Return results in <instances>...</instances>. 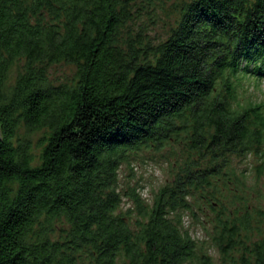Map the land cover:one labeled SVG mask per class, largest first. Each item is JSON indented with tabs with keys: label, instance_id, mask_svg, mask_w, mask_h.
<instances>
[{
	"label": "trees",
	"instance_id": "16d2710c",
	"mask_svg": "<svg viewBox=\"0 0 264 264\" xmlns=\"http://www.w3.org/2000/svg\"><path fill=\"white\" fill-rule=\"evenodd\" d=\"M171 1L0 0V264H264L261 203L218 185L264 154V103L238 101L264 79V0H185L153 41ZM173 146L172 180L123 211L122 164ZM201 201L209 242L185 222Z\"/></svg>",
	"mask_w": 264,
	"mask_h": 264
},
{
	"label": "rangeland",
	"instance_id": "374dc122",
	"mask_svg": "<svg viewBox=\"0 0 264 264\" xmlns=\"http://www.w3.org/2000/svg\"><path fill=\"white\" fill-rule=\"evenodd\" d=\"M185 0H172L165 6V10L158 12L152 19H148V35L153 41L163 40L169 34L175 19L177 10ZM73 68L67 65H55L52 67L56 79H66L72 74ZM238 101L242 104L264 103V79L245 78L242 88L238 91ZM264 109V108H263ZM264 111V110H263ZM177 146L169 147L161 152L143 150L129 157V161L122 164L119 169L118 190L122 193L121 209L135 210V203L131 191H135L147 205L152 204L155 194L161 186L170 182L179 164L185 161L187 152L180 149L175 153ZM264 152V147L261 148ZM182 151V153H180ZM230 165L237 177L223 175L218 179L219 187L229 184L236 188L237 184L244 188V193L254 204L261 203L264 209V154H235L230 155ZM206 167V165H205ZM227 171V170H226ZM224 171V174L227 172ZM217 178H212L215 183ZM230 181V183H228ZM233 189V190H234ZM238 193H240L238 191ZM205 201V200H204ZM204 211H198L195 215L185 216L186 225L196 239H206L208 230H211V220L214 218L205 202L199 203ZM241 208V206H239ZM207 240V239H206ZM209 242V240H207ZM218 257V254L211 250Z\"/></svg>",
	"mask_w": 264,
	"mask_h": 264
},
{
	"label": "water",
	"instance_id": "95a60500",
	"mask_svg": "<svg viewBox=\"0 0 264 264\" xmlns=\"http://www.w3.org/2000/svg\"><path fill=\"white\" fill-rule=\"evenodd\" d=\"M0 138H1V131H0Z\"/></svg>",
	"mask_w": 264,
	"mask_h": 264
}]
</instances>
